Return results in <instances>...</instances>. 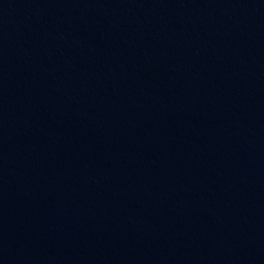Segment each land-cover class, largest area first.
Listing matches in <instances>:
<instances>
[{
  "label": "water",
  "instance_id": "obj_1",
  "mask_svg": "<svg viewBox=\"0 0 264 264\" xmlns=\"http://www.w3.org/2000/svg\"><path fill=\"white\" fill-rule=\"evenodd\" d=\"M0 264H264V0H0Z\"/></svg>",
  "mask_w": 264,
  "mask_h": 264
}]
</instances>
